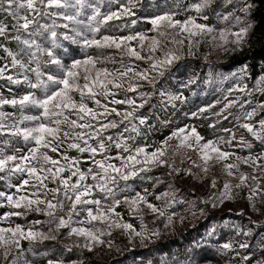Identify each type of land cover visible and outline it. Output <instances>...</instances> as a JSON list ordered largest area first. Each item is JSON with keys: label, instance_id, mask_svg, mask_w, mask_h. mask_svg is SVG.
<instances>
[{"label": "snow or ice", "instance_id": "1", "mask_svg": "<svg viewBox=\"0 0 264 264\" xmlns=\"http://www.w3.org/2000/svg\"><path fill=\"white\" fill-rule=\"evenodd\" d=\"M137 3L138 0H95V2L93 0H0V17H3L0 19V40L4 41L0 42V51L5 54L0 59L7 61L0 66V81H5L7 85H23L28 89L18 97L13 95L11 98L5 97L0 92V136L12 138L3 140L4 147H0V173H6L8 177L17 175L26 177L21 179L19 184L8 185L9 188L15 189L11 194L0 191V207L9 209L0 215V223L10 221L13 217H26L31 212L43 214L48 218L44 222L33 221L27 228L18 223L15 226L0 227V264H33L32 260L25 257L21 241H28L30 245L47 240L55 241L61 230H67L65 235L69 238L82 239V243L64 245L68 252L74 248L88 252H93L99 247L111 249L113 241L105 237H111L113 230H120L128 237L129 243L136 239L143 243L145 240L158 237L159 229H149L144 222L143 209L146 207L156 219L163 218L165 228L171 227L175 223L177 213L169 212L168 209L176 203L175 197L169 192L156 195V200L164 202L163 207H158L149 202L150 193L147 189H144L143 193L137 191L131 197L125 195L122 200L117 198V193L127 191L129 188L127 182L134 178L152 180V177L141 174L151 172L153 167L167 166L179 175L182 170L175 167L174 158L181 154L182 149H191L199 153L202 163L196 164L195 161L192 163L205 174L209 171L210 161L224 162L234 157L235 162L224 163L223 170L229 177L235 175L233 169L239 172V183L233 186L225 181L222 190L209 199L202 200V204L215 208L225 200L235 199L234 187L249 188L247 200L252 209L259 211L256 207L257 202L264 203V200L260 199L264 197V188L261 187L257 177L239 171L240 164L243 163L264 173V163H260L264 161V116H261V113H264V102L252 106L251 99L241 100L239 96L236 99H228L233 92L248 97L254 92L264 94V76H261L256 86L250 90L246 83H240L247 76V67L232 72L230 77L238 82L227 90L228 94L224 97L226 103L219 112L214 113L215 116L226 120L228 115L224 113L238 106L243 111L241 116L235 119L239 122V128L250 134L251 140L241 136L237 141L236 133L232 129L225 128L223 131L230 134L229 139L225 140L221 136L218 140L202 143L204 137L197 129L194 126H187L173 131L161 142L160 147L148 152L147 146L133 147L128 141H135L137 137L144 135L141 126H147L149 131L152 130L153 126L148 124L149 117L137 115V111L149 103L154 93L140 92V103L132 98L123 100L113 98L111 104L127 105L130 108L122 113L115 107L109 108L108 104H102L97 98L115 97L117 93L112 89L136 92L143 86L138 83L139 81H146L154 89L157 77H163L166 71L182 59L185 40L189 55L194 54L193 47H198L205 37L211 38L213 49H221L225 53L242 51L253 28L249 14L253 11L254 5L244 3L237 10L223 13L216 11V7L226 8L228 5H234V0H220V3L217 0H196L184 8L181 7L182 0H176L174 4L176 10L154 16L148 21L152 25L151 30L156 33L154 36H148L144 32L122 36L101 34V29L107 28L111 21L134 17ZM105 4L107 11H102V6ZM113 5L118 7L113 10ZM236 11L242 12L244 16L237 15ZM180 12H194L196 15H186L183 20L176 19ZM210 12L215 15L219 23L224 25L223 27L218 28L216 25L198 22L208 21ZM7 18L11 19L10 24L5 22ZM136 24L137 20L132 19L130 24L124 23L117 27L124 29ZM12 41L22 47L13 51L7 46ZM132 41H138L141 51L147 41L148 56H142L141 51L132 47ZM64 42L78 45L83 50L95 48L102 52L104 49H115L122 54V57L126 55L135 60H147L149 68L137 71L131 65L124 66L121 59V69L110 71L106 67H98V64L106 61L114 63L113 57L102 58L100 55L87 54L82 59H73L70 64H65L57 54L58 49L64 48ZM168 44L173 47H168ZM64 50L67 51L66 48ZM157 51H161L162 56H156ZM13 70L15 74H11ZM152 73L155 75H151ZM230 77L225 76L224 79ZM125 79H127L126 88ZM191 83H195V80H190L189 84ZM8 91L11 92L12 89L9 88ZM73 94L79 95V101ZM159 97L162 104L173 106L176 101L184 99L182 94L165 91H160ZM88 100L93 101L96 108L89 107L86 103ZM219 103L221 101L217 100L216 104ZM6 105L16 111H4ZM246 105L250 110H245ZM215 106L213 104L200 108L191 115L199 118L201 114ZM152 107L154 108L155 105ZM32 109L38 110V114H27V110ZM112 114L121 119L109 120L108 117ZM73 115L75 119L71 118ZM258 116L261 118L257 121L255 118ZM241 120L243 122H240ZM134 121H138V124ZM65 125L68 130L62 127ZM120 125H124V128L116 138L112 135L107 137L103 135L109 129L119 128ZM209 127L214 128L215 124H210ZM123 133H135V135L125 137ZM174 138L178 141L175 146L169 144ZM12 140H22L26 145H30L27 147V152L16 148L12 154H7L5 148L11 146ZM105 140L108 141L107 144ZM65 141H70L67 149L76 150L81 156L71 157L65 152L59 153V159H54L49 155V151L58 153L59 146ZM233 141H237L236 146L248 150L249 154L239 156L220 147L221 144L232 146ZM254 142H258L262 148V151L256 155L252 154ZM113 147L117 150L114 156L109 155ZM170 150L169 159H172L173 163L165 159ZM85 153L88 154V158L82 160L81 157ZM98 156L101 158L98 159ZM82 163L90 166L82 170ZM65 172L70 174L65 177L63 175ZM183 172L194 175L191 169H184ZM89 179L91 183L88 182ZM249 180L253 182L252 186L248 185ZM46 181L56 184V187L49 188ZM121 181L124 182L123 187H120ZM211 187H216L215 179L212 180ZM29 188L33 191L29 192ZM121 204L127 206L130 215L140 220L139 229L124 221L122 214L116 211ZM189 212L195 218L197 212L203 215L205 209H197L196 205L192 204ZM243 214V212L239 213V215ZM184 219L185 217L180 216V223H183ZM41 223L49 225L47 232L35 228V225ZM214 233L215 228L208 235ZM236 234L251 237L252 229L245 231L236 226ZM238 247L247 250L251 246L247 241H242L239 242ZM221 248L236 251L233 242L224 243ZM257 250L259 256L255 254L241 256L239 251H236V255L241 256L242 264H264V239L260 241ZM42 255L48 256V253ZM47 264H66V262L64 259L49 258ZM72 264H84V262H72Z\"/></svg>", "mask_w": 264, "mask_h": 264}, {"label": "rangeland", "instance_id": "2", "mask_svg": "<svg viewBox=\"0 0 264 264\" xmlns=\"http://www.w3.org/2000/svg\"><path fill=\"white\" fill-rule=\"evenodd\" d=\"M95 2V0H93ZM176 0H138L137 6L134 9L136 15L134 17H125L120 21H111L109 23V26L107 28L101 29V34L106 35H115V36H122V35H129V34H135L136 32H144L148 36H154L156 35L155 32H153L152 25L148 22L152 17L157 15H162L165 12L176 10L174 8ZM196 2V0H182L181 7H187L190 3ZM218 3H220V0H217ZM246 3V0H234V5H228L226 8L223 7H216V11L219 12H229L237 10L242 4ZM118 7L117 5H113L112 9L115 10V8ZM215 7V6H214ZM102 11H107V5L105 4L102 6ZM90 12V10H89ZM237 15L244 16L242 12L236 11ZM186 15H196L194 12L190 13H184L180 12L175 18L179 20L185 19ZM0 19H3V17H0ZM132 19L137 20V24L135 26H130L128 28L121 29L117 27L118 25H122L124 23H129ZM6 23H11V19L7 18L5 19ZM61 23L63 21H60ZM200 23H208L210 25H216L218 28L223 27L224 25L219 23L217 19L215 18V15L213 13H209V20L203 21L199 20ZM236 30V29H234ZM61 31H63L61 29ZM181 38V37H178ZM199 39V38H197ZM211 38L205 37L202 39L201 43L198 47H193L192 52L193 55L188 54V48H187V40H185V46L182 51V59L177 61L173 67H171L168 71L165 72V75L163 77H157L156 79V86L153 89L151 85H149L146 81H139L138 83H141L143 86L138 88L136 92H125L123 89H112L113 92L117 93L115 97H108L107 99L103 97H97L101 100L102 104H108L109 108L115 107L118 111L121 113L125 110H130V108L127 105H115L111 104L110 101L115 99H126V98H132L137 101V103H140L139 93L140 92H148V93H154L149 101L148 104L145 105L143 109H139L137 111V115H144L148 116V124L152 125V130L149 131L147 126H141V131L144 133L143 136L137 137L135 141L129 140L128 143L132 145L133 147L136 146H147V151L151 152L154 151L156 148L161 146V142L168 136L172 134L173 131H176L179 128H185L187 126H194L197 131L200 133L201 136L204 137V141L206 142L208 140H218L219 137H224L225 140L229 139L230 134L227 132H224L223 129L228 128L232 129L236 133L237 141L241 136H243L246 140H251L252 137L250 134L246 132V130L239 128L238 121L235 119L237 116H241L242 109H240L238 106L233 107L229 109L227 112L224 113V115H228V119H223L222 117H217L214 115V113L219 112L220 109L223 107L224 103L226 101L224 100V97L228 94L227 90L229 88H233L235 84L238 82L235 79H232L230 77V74L232 72H238L242 67L244 66H238L233 67L231 65L232 58L239 54L240 51L236 52H229L225 53L221 49H213L212 44L210 43ZM0 42H4L3 40H0ZM9 48H11L13 51H17L21 45H19L17 42L12 41L8 43L7 45ZM131 46L135 47L137 51H141L139 48L138 41H132ZM168 47H173V45L168 44ZM228 47H231V45H228ZM67 49L65 51L64 49ZM57 54L61 57L63 62L65 64H70L73 59H82L85 54L92 55V56H98L100 55L103 57H113L115 62H104L101 64H98V67H106L110 71H115L117 69H121V59H123L124 66L131 65L134 67L137 71H143L145 69L149 68V62L147 60H135L134 58H130L126 55L122 57V54L115 49H104L101 51H98L95 48L83 50L78 45H72L69 42H64V48L58 49ZM141 55L147 57L148 56V49H147V41L145 42V48L141 51ZM156 56H162L161 51H157L155 53ZM5 54L0 51V57H4ZM23 59H27L26 57H23ZM6 59H0V66H3L4 63H6ZM11 74H15V70L12 71ZM31 75V74H29ZM151 75H155V73H152ZM229 76L230 78L225 80L224 77ZM261 76H264V73H262L257 79H255L248 88L251 90L256 86V82L260 79ZM34 78V77H33ZM194 79L195 83L189 84V81ZM248 80V73L244 81H240V83H246ZM81 83L83 81L81 80ZM125 88L127 87V79L124 81ZM133 83H137L136 81H133ZM0 92L3 93V95L7 98H11L13 95L19 96L26 92L28 89L26 86H16V85H7L5 81H0ZM248 85V84H247ZM11 88L12 91L9 92L8 89ZM165 91L172 94L180 95L182 94L184 99L182 101H176L175 105L171 104H162L161 98L159 97V92ZM39 94V93H38ZM74 98L79 101V95L73 94ZM241 97V100H252V106H255L257 103L264 102V94L254 92L251 97L245 96L242 93L239 92H233L231 96L228 97V99H236V97ZM219 100L221 103L216 104V101ZM89 107L96 108V105L93 101L88 100L86 101ZM215 104L216 106L214 108H211L208 112H205L200 115L199 118L192 117V113L198 112L200 108H206L209 105ZM155 105L153 108L152 106ZM4 111L6 112H13L16 111L11 106H4ZM245 110H250V107L248 105L245 106ZM228 113H231L229 115ZM27 114H38V110L32 109L27 110ZM261 116H264V113H261ZM261 116L256 117L255 119L258 121ZM72 119H75L76 117L73 115L71 117ZM109 120H116L119 121L121 117L116 116L115 114H112L108 117ZM107 122V121H104ZM240 122H243L242 120ZM83 123V121H81ZM96 123V122H93ZM127 123V122H126ZM134 123L138 124V121H134ZM210 124H215V127H209ZM64 130H68L67 126H62ZM124 125H120L119 128L116 129H109L107 132L103 133L105 137L108 135H112L114 138L118 136V133H121L123 131ZM125 137L128 135H135V133H123ZM5 139H12L6 136H0V147H4L2 144L3 140ZM237 141H233L232 146H228L227 144H221L220 147L224 151L233 152L236 155L239 156H247L249 154L248 150L242 149L238 146H236ZM70 141H65L63 144L59 146V152L53 153L49 151V155H51L54 159H59L60 155L59 153H65L71 157H77L81 156L80 153H78L76 150H69L67 149V144ZM91 143H95V141H90ZM105 143L107 144L108 141L105 140ZM178 143V141L174 138L173 140L169 141V144L175 146ZM254 148L252 149V154L256 155L262 151L261 146L258 142H254ZM30 145H26L22 140H12V144L9 147L5 148V151L7 154H12L16 148H19L22 150V152H27V147ZM47 151V150H45ZM186 152L188 156H184L183 153ZM117 150L113 147L109 153V155H116ZM127 155V154H124ZM181 156H184V160H182ZM171 157V150L169 151L168 155L165 157V159H169ZM190 157V159H189ZM88 154L85 153L81 157V159H87ZM98 159L101 157H97ZM175 160H180L181 162V168L183 169H191L192 173L194 175H188L183 174L182 180L183 182L189 181L191 185L196 187L198 193L200 194V205H196V208H204L205 212L203 215H200L199 212H197V215L195 218H193L189 212V208L191 205L186 203V199L184 196L181 195V193L178 191L175 185H173V178L168 180H162L158 179L159 177L155 176V170L158 168L165 167L168 173H173L172 170L167 166H160V167H153L151 172L148 173H142V176H149L152 177V180H141L139 178H134L127 182L129 185V188L125 192H119L117 193L118 199H123L125 195L131 197L134 196L137 191L143 193L144 189L148 190V200L149 202L156 204L158 207H163L164 202L158 201L155 199L156 195H160L164 192H169L171 195L175 197L176 203L172 205L168 209L169 212H176L177 217L175 218V223L173 226L165 228L164 223L165 221L163 218L156 219V217L151 214L148 209L145 207L143 209L144 212V222L147 224L149 229H159L160 235L158 237H153L151 240H145L143 243L140 242L139 239H136L134 242L129 243L128 237L120 230H113V232H117L122 236L126 242L131 247H142L146 244L152 243L155 240H157L161 235L166 234L167 232H173L176 230H182L184 228L190 227L197 223L198 221L202 220L205 213L209 211H215V212H221L226 211L230 212L232 214H239L241 212H244L245 214H249L250 216H253L255 219V222H264L261 217L257 215L256 210L252 209L249 206V201L247 200V195L249 192L248 187H242L240 189L233 188V194L235 195V199L233 200H225L222 204H220L218 207L212 208L210 205H204L201 203L202 200H207L210 197H212L214 194L218 193L223 188V184L225 181L230 182L233 186H235L237 183H239V172H237L235 169H233V172L235 173L234 176L229 177L223 170V164L224 163H233L235 162L234 157H230L229 160L224 162H216L215 160L209 162V171L207 174H205L201 169L194 167L192 161H195L196 164H201L202 161L200 160L199 153L196 151H193L191 149H182L181 154H178L175 156ZM169 161H173L172 159H169ZM183 161V162H182ZM63 162V161H61ZM114 163H119V161H113ZM260 163H264V161H261ZM89 164L82 163L81 168L82 170H86L87 167H89ZM239 171L247 173L249 176L255 175L257 179L259 180L261 187L264 188V173L254 170L253 167H250L249 165L240 164ZM70 173L65 172L63 175L67 177ZM0 177H3L4 183H0V191L7 192L11 194L15 191L14 188H9V184H19L20 180L26 177H21L19 175L8 177L6 173H0ZM75 179V178H73ZM215 179L216 181V187H211L212 180ZM91 183L92 181L89 179L88 181ZM49 188L56 187V184H53L49 181H46ZM158 183V184H157ZM253 182L251 180L248 181V185L252 186ZM124 186V182H120V187ZM29 192L33 191V189L29 188ZM99 197V194H97ZM49 198H51V194H49ZM261 197L260 199L262 200ZM188 201V200H187ZM110 202V201H109ZM6 203V202H5ZM261 202H257L256 207L259 209V205ZM9 211L7 207H0V215H3L4 212ZM117 212H120L123 216V220L133 224L137 229L140 228V220L128 213L127 206L124 204H121L116 208ZM33 214L43 215L35 212H31ZM183 216L185 217L184 222L180 223L179 217ZM26 217H13L10 221H5L0 223V227H9V226H15V224H20L22 227L27 228L33 221L40 220V218L37 219L36 216L32 217L30 220H26ZM44 222V220L42 221ZM97 226L103 227V225L97 224ZM238 226V225H237ZM220 227L222 229L227 230H234L233 233L236 232V223L234 221L227 219L223 221L220 224ZM35 228L38 230H43L47 232V228L44 226V223L35 225ZM215 228L212 225H209L208 229L206 230L204 234V240H208L211 236L208 235L211 230ZM63 231V230H61ZM67 231V230H65ZM216 231V229H215ZM69 238V237H68ZM105 239H109V237H105ZM262 239H264V230H262ZM261 239V240H262ZM69 240L72 241V243L80 242L82 243V239L71 237ZM260 240V241H261ZM244 241L242 237L239 236H229L225 242L221 243L219 245V254L223 260V264H242L241 256L244 254H255L256 256H259L255 253L257 251L259 243H257V247L253 250H245V249H239L238 244L239 242ZM227 242H233L236 251H239L241 253V256L236 255V251H230V250H223L221 248V245ZM114 245V244H113ZM21 246L25 250V257L27 259H30L33 261V264H47V257L43 256L42 253H35L28 241H21ZM113 248V246H112ZM111 248V249H112ZM80 251L88 252L87 250L77 248ZM111 249H108L106 247H99L95 249L93 254L96 256H100L102 254H105L106 252H109ZM255 250V251H254ZM164 264H174L173 262L166 261Z\"/></svg>", "mask_w": 264, "mask_h": 264}, {"label": "trees", "instance_id": "3", "mask_svg": "<svg viewBox=\"0 0 264 264\" xmlns=\"http://www.w3.org/2000/svg\"><path fill=\"white\" fill-rule=\"evenodd\" d=\"M246 3L254 5L253 11L249 14L253 28L243 50L232 58L231 65L233 67H247V84L250 86L255 79L264 73V0H246ZM180 169L182 171L177 175L176 173L169 174L165 167L158 168L155 170V176L159 177L160 181L173 178V185L184 196L186 203L200 205V194L189 181L180 180L184 174V169ZM0 183H4V180L0 179ZM257 215L264 220V203H260ZM34 216L42 221L48 219L44 215L33 213H29L25 219L30 220ZM227 219L234 221L236 226L238 225L245 231L251 228V237L243 235H239V237L250 244L249 251L254 249L252 247H257V243L262 239L264 222H255L253 216L249 214L239 215L226 211L206 212L203 219L194 225L182 230L167 232L154 242L142 247H131L119 233L112 232L109 239L113 241V248L100 256L91 252H82L77 248L71 252L65 250L64 245L73 244L69 240L70 238L65 235V230L61 231L55 241L47 240L30 246L35 253H48L46 256L48 259H64L66 264L79 261H83L84 264H164L166 261L174 264H223L219 254V245L225 242L229 236L231 237L233 234L237 236L236 232L233 233L234 230L220 227V224ZM209 225L215 227L216 231L208 240H204V234ZM44 226L48 231L49 225L44 223ZM255 253L259 255L258 250Z\"/></svg>", "mask_w": 264, "mask_h": 264}, {"label": "built area", "instance_id": "4", "mask_svg": "<svg viewBox=\"0 0 264 264\" xmlns=\"http://www.w3.org/2000/svg\"><path fill=\"white\" fill-rule=\"evenodd\" d=\"M183 155L184 156H188V154L186 152H184ZM184 156H181L179 158H181L182 160H184L185 159ZM169 163H173V161H171V162L169 161ZM174 164H175V167L181 168V162H180V160H175L174 161Z\"/></svg>", "mask_w": 264, "mask_h": 264}]
</instances>
